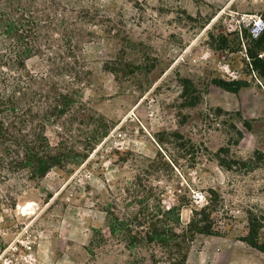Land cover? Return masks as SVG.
Returning <instances> with one entry per match:
<instances>
[{
	"label": "rangeland",
	"instance_id": "1",
	"mask_svg": "<svg viewBox=\"0 0 264 264\" xmlns=\"http://www.w3.org/2000/svg\"><path fill=\"white\" fill-rule=\"evenodd\" d=\"M61 3L86 8L90 19L82 52L91 71L83 86L88 108L72 135L81 141L92 135L94 111L104 116L107 134L80 162L22 182L15 208L0 206V264L115 263L122 245L101 240L108 236L104 207L132 186L144 157L158 154L167 164L156 161L158 176L142 174L143 183L163 188L166 206L186 203L183 222L216 193V234L196 237L187 264H264V252L243 240L249 216L264 237V99L253 92L238 99L212 82L264 86L246 54L253 19H264V0ZM28 65L44 69L37 57ZM241 101L245 114L237 109ZM61 132L48 127L53 145Z\"/></svg>",
	"mask_w": 264,
	"mask_h": 264
},
{
	"label": "trees",
	"instance_id": "2",
	"mask_svg": "<svg viewBox=\"0 0 264 264\" xmlns=\"http://www.w3.org/2000/svg\"><path fill=\"white\" fill-rule=\"evenodd\" d=\"M88 12L84 7L68 10L61 0H0V206L10 202L15 208L22 182L23 186L38 182L54 168L80 162L107 134L104 116L94 111L98 124L92 135L83 141L72 135L73 124L83 123L88 108L83 86L91 71L82 53ZM248 39L249 65L264 78V32ZM36 57L44 63L43 70L29 67ZM212 82L233 93L250 85L246 79ZM198 102L194 99L189 104ZM238 116L251 128L241 113ZM55 125L62 132L53 145L47 129ZM236 130L242 138V131ZM144 159L138 163L140 172L132 186L106 203L108 236L101 235V240L122 245V257L113 264H187L196 237L216 234L212 220L216 193L210 191L206 204L192 208V217L185 223L181 211L186 203L166 206L164 189L151 181L143 183L142 174L158 176L156 161H167L161 154ZM260 224L249 216L243 240L264 252Z\"/></svg>",
	"mask_w": 264,
	"mask_h": 264
},
{
	"label": "crops",
	"instance_id": "3",
	"mask_svg": "<svg viewBox=\"0 0 264 264\" xmlns=\"http://www.w3.org/2000/svg\"><path fill=\"white\" fill-rule=\"evenodd\" d=\"M226 92H227V94L236 95L238 99H243L244 95H246V94L248 95V93L253 92L254 94L261 95L262 98L264 99V86H260L259 84H255V85L250 84L247 87H243L238 93H233V92H229V91H226ZM238 108L241 109L243 114H245L246 106H245L244 102L241 101V103H239V105L237 106V109Z\"/></svg>",
	"mask_w": 264,
	"mask_h": 264
},
{
	"label": "built area",
	"instance_id": "4",
	"mask_svg": "<svg viewBox=\"0 0 264 264\" xmlns=\"http://www.w3.org/2000/svg\"><path fill=\"white\" fill-rule=\"evenodd\" d=\"M264 32V19L261 17H257L253 19L251 26H250V34L252 37L256 38ZM197 196H200L197 193Z\"/></svg>",
	"mask_w": 264,
	"mask_h": 264
}]
</instances>
